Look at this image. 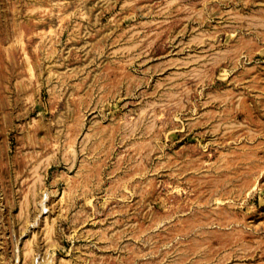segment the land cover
Wrapping results in <instances>:
<instances>
[{
    "label": "rangeland",
    "instance_id": "obj_1",
    "mask_svg": "<svg viewBox=\"0 0 264 264\" xmlns=\"http://www.w3.org/2000/svg\"><path fill=\"white\" fill-rule=\"evenodd\" d=\"M0 264H264V0H0Z\"/></svg>",
    "mask_w": 264,
    "mask_h": 264
}]
</instances>
